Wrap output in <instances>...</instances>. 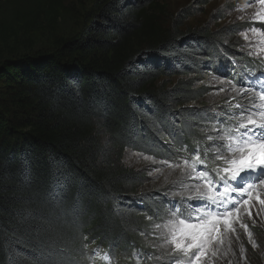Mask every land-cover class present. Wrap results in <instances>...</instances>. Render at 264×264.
<instances>
[{"label": "trees", "instance_id": "16d2710c", "mask_svg": "<svg viewBox=\"0 0 264 264\" xmlns=\"http://www.w3.org/2000/svg\"><path fill=\"white\" fill-rule=\"evenodd\" d=\"M185 12L157 0H0V264L183 259L156 261L149 247L166 215L190 212L167 192L187 193L145 190L124 152L206 153L240 119L203 101L198 75L240 85L264 62L225 43L232 27H184ZM61 14L78 22L74 34L59 33Z\"/></svg>", "mask_w": 264, "mask_h": 264}, {"label": "rangeland", "instance_id": "374dc122", "mask_svg": "<svg viewBox=\"0 0 264 264\" xmlns=\"http://www.w3.org/2000/svg\"><path fill=\"white\" fill-rule=\"evenodd\" d=\"M71 2V0H69ZM160 4L166 6V11L170 16L180 13L186 9L183 20V26L193 28L206 26L211 31H217L222 28L232 27L230 36L225 39L230 45H234L236 51L248 54L249 57L264 61V4L259 0H157ZM78 29L76 22L70 15L61 14L58 19V31L63 36H70ZM260 29V31H252ZM247 37V39H246ZM20 42L22 38H19ZM32 41L36 48H42L46 45V34L40 31L34 34ZM17 44V42H16ZM251 49V52L249 50ZM220 54V53H219ZM198 75V86H203L206 91L203 101L207 104L236 109L240 123L247 122L244 112L252 114V107H259V97L257 93L264 91L262 80H255L252 83L234 85L225 75H219L218 72L206 70ZM176 79H164L162 82L172 84ZM264 81V80H263ZM229 89L227 96L219 92L220 86ZM251 98H255L256 105L250 107ZM194 103H190L192 105ZM243 105V109L237 105ZM259 122V114H256ZM223 132V131H222ZM218 135H212V146L219 143V139L224 137V132ZM221 133V134H220ZM227 143V142H225ZM151 157L152 159H149ZM167 161V163H161ZM123 164L135 170H143L147 175L148 183L144 189H173L174 191H185L189 195L188 187H194L197 183L195 175L187 164L178 160L173 162L170 159L154 154H145L138 151L127 149L124 152ZM170 167L169 165H176ZM176 181V186L169 187L168 182ZM181 183L183 185H181ZM167 192V190H165ZM169 195L181 196L177 193L167 192ZM195 195V193H192ZM186 196V195H185ZM190 213L194 214V209L190 205H185ZM259 206L257 205V208ZM198 213L194 214V220L191 223H200ZM243 222L249 225L248 233L240 229L239 223H235L236 232H227L222 230L220 237L209 245L211 255L206 256L202 264H264V213L256 216L255 221L249 220L247 216L243 217ZM183 221L178 220L172 213L166 215L164 220L154 230L159 235L160 242L149 247L156 249L158 256L156 261H161L162 256L166 254L180 255L183 257V264H190L191 257L185 256L175 247L176 239L183 230ZM156 238H158L156 236ZM252 241H255L256 247H252ZM172 261V260H171Z\"/></svg>", "mask_w": 264, "mask_h": 264}, {"label": "snow or ice", "instance_id": "6c2138e0", "mask_svg": "<svg viewBox=\"0 0 264 264\" xmlns=\"http://www.w3.org/2000/svg\"><path fill=\"white\" fill-rule=\"evenodd\" d=\"M259 3L264 4V0H259ZM218 91L227 96L229 89L221 85ZM257 96L259 107H252L256 105V100L251 98L252 114L244 112L247 122L237 125L239 135L230 132L220 138L215 147L208 145L206 153L196 156L195 163L204 170H197L192 165L188 167L187 164L193 172L199 173V176L195 175L196 185L188 187L189 195L183 198L168 197L178 201L187 199L199 214L200 223H186L185 219H181L184 222L183 230L175 244L178 251L191 257L190 264H202L206 256L211 255L209 245L219 239L222 230L236 232L235 223H239L240 229L248 233L251 239L249 225L243 222V217L255 221L256 216L264 213V91L258 92ZM237 107L243 109L242 104ZM209 160L211 166L206 162ZM205 169L210 170L205 172ZM256 173L259 175H253ZM176 183L168 182L169 187L176 186ZM256 246L252 241V247Z\"/></svg>", "mask_w": 264, "mask_h": 264}]
</instances>
